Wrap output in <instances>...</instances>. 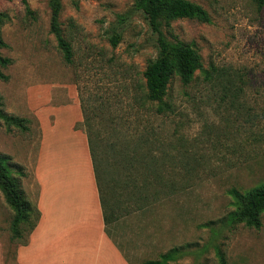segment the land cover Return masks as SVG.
<instances>
[{"label":"rangeland","instance_id":"rangeland-1","mask_svg":"<svg viewBox=\"0 0 264 264\" xmlns=\"http://www.w3.org/2000/svg\"><path fill=\"white\" fill-rule=\"evenodd\" d=\"M188 1L202 6L210 21L175 20L167 36L192 43L202 68L218 71L217 85L200 71L188 85L175 76L166 95L172 111L157 114L144 97L142 75L156 56L157 35L132 12V0H61L72 64L63 61L49 31L48 0H26L34 16L22 0H0L10 18L0 55L12 61L2 69L0 109L26 120L27 128L0 120V154L14 164L26 198L37 206L43 130L57 116L65 122V112L74 109V128L86 134L89 121L98 149L109 152L97 160L107 158L122 180L110 195L119 213L107 234L132 264L159 261L173 248L174 260L165 264H264V212L259 229L228 221L236 208L230 191L264 182V9L251 0ZM115 33L120 40L112 46ZM133 153L146 165L130 166ZM139 172L146 183L142 202ZM12 218L0 191V264H20L31 235L25 226L24 237L13 239Z\"/></svg>","mask_w":264,"mask_h":264},{"label":"trees","instance_id":"trees-1","mask_svg":"<svg viewBox=\"0 0 264 264\" xmlns=\"http://www.w3.org/2000/svg\"><path fill=\"white\" fill-rule=\"evenodd\" d=\"M22 2L26 13L29 16H34L35 13L29 9L26 0H22ZM132 2V12L140 13L152 32L157 35L156 56L147 62L145 70L142 73L144 78V97L149 104H155L157 114H166L172 111V105L166 100V95L168 85L175 76L179 78L183 85H188L195 79V73L200 71L204 81L212 83L215 86L217 85L216 72L218 71L215 69L204 70L202 68L200 54L192 43L180 41L172 34L171 38L167 36V33L170 31L171 22L175 20L194 19L199 22H209V14L202 6L188 0H132ZM251 2L256 6L257 10L264 9V0H251ZM48 8L50 10L49 31L55 37L63 61L67 64H72L74 55L72 44L64 36L60 22L62 11L61 0H48ZM129 14L127 13V19ZM9 19L8 13L0 10V47L5 46L1 30ZM119 40L120 35L117 33L110 37L112 46H116ZM11 63L12 61L9 58L0 55V79H7L2 69ZM0 120H4L8 126H15L23 130L27 129L23 125L26 120L8 116L1 109ZM85 125L103 218L107 227L108 223L118 219L117 215L119 211L114 206L111 196H113V186L122 180L117 181L112 170H109V167L106 166L109 163L107 158H99L97 160L99 153L107 156L109 152L107 150L101 152L100 150L103 147L100 150L98 149V144H101V141L96 135H93L94 128H92L88 120L85 121ZM129 158H131L128 161L130 166L139 165L140 167L142 166L141 164L146 165V161L134 153ZM101 160L106 163L102 164L104 162H101ZM131 160L138 164L133 165ZM14 167V164L9 162V158L0 154V191L4 196L5 202L13 211L10 226L11 236L13 239H20L24 237L25 226L27 227L26 232L28 236L32 233L38 223L40 213L37 206H33L26 198L21 188L19 177L15 176L12 172L14 171L12 168ZM20 171L18 168L16 172L19 173ZM139 173L141 182L138 184V198L142 202L147 198L146 190H144L146 189L144 185L146 183L144 181L145 174ZM128 176H130L129 173ZM140 183L142 184L140 185ZM230 194L235 199L236 208L228 214V221L234 224H243L248 228L259 229L261 226V215L264 212V182L243 192L232 189ZM174 251L176 250L173 248L162 255L161 260H149L145 264H165L168 261L174 260ZM218 255L223 261V254L219 252Z\"/></svg>","mask_w":264,"mask_h":264},{"label":"crops","instance_id":"crops-1","mask_svg":"<svg viewBox=\"0 0 264 264\" xmlns=\"http://www.w3.org/2000/svg\"><path fill=\"white\" fill-rule=\"evenodd\" d=\"M65 113V122L57 116L43 130L35 170L40 217L20 264H132L107 234L87 136L73 125L78 113Z\"/></svg>","mask_w":264,"mask_h":264}]
</instances>
